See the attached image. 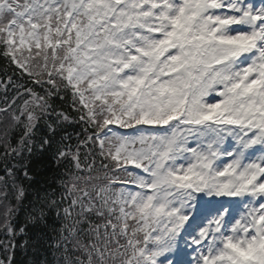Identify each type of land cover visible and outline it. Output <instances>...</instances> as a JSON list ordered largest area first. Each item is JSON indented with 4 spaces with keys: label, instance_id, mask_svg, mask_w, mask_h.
I'll return each mask as SVG.
<instances>
[{
    "label": "snow or ice",
    "instance_id": "obj_1",
    "mask_svg": "<svg viewBox=\"0 0 264 264\" xmlns=\"http://www.w3.org/2000/svg\"><path fill=\"white\" fill-rule=\"evenodd\" d=\"M0 58L41 89L0 107L5 137L22 128L0 226L52 251L33 264H264V0H0ZM41 122L40 150L73 170L17 233Z\"/></svg>",
    "mask_w": 264,
    "mask_h": 264
},
{
    "label": "trees",
    "instance_id": "obj_2",
    "mask_svg": "<svg viewBox=\"0 0 264 264\" xmlns=\"http://www.w3.org/2000/svg\"><path fill=\"white\" fill-rule=\"evenodd\" d=\"M14 66H9L2 58H0V106L4 105V100L7 97L9 101L12 97L17 95V91L19 90L23 93V88H19L20 85H26L35 87L37 91H41L39 86L30 85L26 79V77H21L18 74L13 72ZM9 77L15 83L17 87L13 86V83H9ZM26 93L24 96L26 97ZM23 102L22 98L17 99V103L21 104ZM58 110H64L69 113L72 112V109L68 105H64L61 108L58 105ZM75 115L74 113H72ZM65 130L71 134V143L73 145V151H75V145L77 144V136L81 138L84 137L85 133L83 130V125L81 122L77 121L75 123L66 124ZM22 128L17 129H8V135L5 137V133L3 134V142L5 138L10 140L13 145H15L20 138V133ZM60 136L64 135L63 131H60ZM48 135V129L46 125L41 122L38 127L37 135L35 140L37 141L36 144V155L29 156L27 151H25L26 161L31 169V176L32 182H25L26 187L28 188V199L24 201V206L20 208V210L16 213V215L12 219V225L16 228L17 233H19V228L24 226L26 220V211L25 208L29 205V201L33 198V194L37 189H43L49 192L50 194L54 195L57 200L60 199V195L64 193V188L61 184V180L66 178L67 170H73V164L71 160H63L57 161L53 156L51 151H41L39 148V140ZM60 136L56 137L58 141ZM85 152L87 149L84 150ZM3 152V143H0V169L4 167V158L2 155ZM83 152L81 155L83 156ZM11 160V158H9ZM16 159H19L18 157ZM15 161H12L14 163ZM23 163V161H22ZM14 203V201H13ZM67 206V201H65V205ZM63 215L61 211V216ZM48 223L51 225V229H55L58 231L61 227L62 221L57 218L55 212L52 213L51 217L49 218ZM31 229V226H29ZM50 229V231H51ZM4 234V235H3ZM0 235V259H4L5 256L3 254V244H9L11 248L12 244L15 243L16 247L14 249V253L12 255V262L13 264H33V261L36 259L43 260L47 258L48 260H53L52 251L49 249L47 251L41 250L39 255L32 249L31 247H20V245L24 244L25 239L27 237L17 234L14 238L10 236L8 232H4ZM32 232L29 230L28 235H31Z\"/></svg>",
    "mask_w": 264,
    "mask_h": 264
},
{
    "label": "rangeland",
    "instance_id": "obj_3",
    "mask_svg": "<svg viewBox=\"0 0 264 264\" xmlns=\"http://www.w3.org/2000/svg\"><path fill=\"white\" fill-rule=\"evenodd\" d=\"M23 104V102L21 103ZM3 105H1L0 107H2ZM5 128L6 126L0 122V143H3V141L1 139H3V134L5 133ZM0 213H2V206H0ZM2 215H0V225H2ZM4 232H7L2 226H0V235H2ZM4 235V234H3Z\"/></svg>",
    "mask_w": 264,
    "mask_h": 264
}]
</instances>
